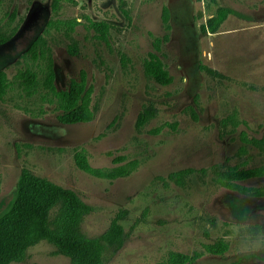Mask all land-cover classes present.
Listing matches in <instances>:
<instances>
[{
    "label": "rangeland",
    "instance_id": "obj_1",
    "mask_svg": "<svg viewBox=\"0 0 264 264\" xmlns=\"http://www.w3.org/2000/svg\"><path fill=\"white\" fill-rule=\"evenodd\" d=\"M57 19L79 24L66 35L48 26ZM89 19L110 25L106 41ZM39 36L58 89L86 71L91 122L61 123L44 90L29 94L16 79L27 65L42 76V60L25 57ZM151 53L170 84L146 73ZM0 68L12 84L0 99V216L29 171L91 206L72 227L77 233L98 238L114 220L123 226V244L106 264L165 263L171 252L195 251L203 255L192 264H264V196L217 181L231 166L264 165V150L246 141L264 138V0H0ZM80 148L94 167H137L114 180L94 177L75 163ZM240 183L264 187V176ZM61 215L59 202L49 213L52 229ZM221 242L223 254L205 250ZM10 264L73 263L44 239Z\"/></svg>",
    "mask_w": 264,
    "mask_h": 264
},
{
    "label": "trees",
    "instance_id": "obj_2",
    "mask_svg": "<svg viewBox=\"0 0 264 264\" xmlns=\"http://www.w3.org/2000/svg\"><path fill=\"white\" fill-rule=\"evenodd\" d=\"M169 19V10L165 8L163 20L168 30H170ZM88 21L89 26L98 32V38L106 41L110 25L105 21L92 19ZM78 24L77 19H57L51 20L48 26L70 35ZM211 29L213 30L214 27L212 26ZM4 41L5 38H2L1 43ZM69 51L75 54L76 45L69 46ZM27 56L31 62L38 63L41 60L43 62L42 76L35 67L29 65L18 71L16 79L27 93L33 94L44 90L48 101L55 104L58 111L57 119L63 124L88 123L94 120L93 86L88 84L85 70L80 72L78 79L72 78L67 88L58 89L55 85L53 57L49 48H46V40L42 36L32 43L25 53V57ZM145 71L162 85H168L173 80L161 59L154 53H151L146 60ZM11 86L7 73L0 68V99L5 97ZM144 121L146 117L140 115L138 125H142ZM246 141L264 150V138L246 139ZM123 159V157L116 158L115 162H121ZM74 160L77 167L84 172L110 180L128 176L137 167L136 161L112 168L94 167L89 161L85 148L76 150ZM188 172L187 170L186 173ZM181 174L182 172L176 174L179 181H181ZM262 176H264V165L251 168L231 166L218 173L217 181L220 185L245 195L264 196V187H248L240 183ZM59 202L62 203L61 226L52 229L48 222L49 213ZM90 210L91 206L73 189L63 187L46 177L23 171L17 182L12 206L0 216V264L22 260L30 246L44 239L52 242L60 253L71 259L73 264H106L108 256L123 244L124 229L117 220H114L111 227L98 238H89L77 233L72 227ZM226 249L227 245L221 242L208 245L205 250L212 254H223ZM202 255L203 252L199 251L193 254L171 252L167 262L158 264H192Z\"/></svg>",
    "mask_w": 264,
    "mask_h": 264
}]
</instances>
